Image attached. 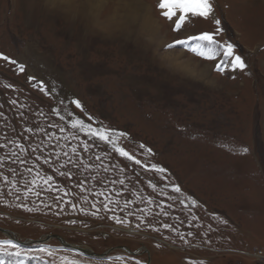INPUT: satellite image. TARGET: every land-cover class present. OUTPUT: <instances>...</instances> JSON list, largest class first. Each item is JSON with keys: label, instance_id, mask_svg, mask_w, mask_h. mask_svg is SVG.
<instances>
[{"label": "rangeland", "instance_id": "obj_1", "mask_svg": "<svg viewBox=\"0 0 264 264\" xmlns=\"http://www.w3.org/2000/svg\"><path fill=\"white\" fill-rule=\"evenodd\" d=\"M210 2L174 31L180 12L169 21L159 0H125L129 18H152L141 43L0 0V241L19 245H3L0 264H264V0ZM203 32L247 68L166 47ZM76 120L124 133L117 147L141 163Z\"/></svg>", "mask_w": 264, "mask_h": 264}, {"label": "snow or ice", "instance_id": "obj_2", "mask_svg": "<svg viewBox=\"0 0 264 264\" xmlns=\"http://www.w3.org/2000/svg\"><path fill=\"white\" fill-rule=\"evenodd\" d=\"M157 7L161 10V15L168 19L169 21H173L174 17H177V13L180 12L181 14L178 16V18L174 21V31H179L182 25L184 24L185 20L187 19L188 13H193L196 15H199L201 17H208L210 14L213 13V5L210 2V0H159V3ZM215 23L217 25L220 24V20L216 19ZM218 31H223V29H218ZM193 40L196 41L195 43L189 45L188 41ZM185 46L188 51L193 53L194 55L205 59V60H216L217 57L223 56V59H221L217 64L215 70L224 72L226 70L231 72H236L237 70H244L247 68V64L245 63V60L242 58V56L237 55L235 53V46L232 43H226L224 45H221L215 38L214 33L210 32H203L199 36L189 37L188 39H180L175 40L173 43H169L166 45L168 48H174L176 46ZM2 56V54H0ZM3 59L7 60L8 57H3ZM15 63V61H13ZM20 71L24 70V65L19 66ZM233 78H235L233 76ZM75 104L77 107L80 106L79 100L75 101ZM73 128H79L80 130H89V134L93 135L95 138H98L102 142H107L108 144L112 145V147L119 152V154L122 157H125L128 160H135V157L130 155L124 148L117 147V138L119 136L125 135L124 133H120L117 131L105 129V128H93L91 125H86L83 120H76L72 124ZM28 131H32V129H28ZM43 131V129H41ZM143 147V145H141ZM87 148V145H85V149ZM73 152L76 151L75 148L72 149ZM244 152H247V149H243ZM148 152H151V149H148ZM97 159H100L99 156H97ZM47 163V161H45ZM136 164H140V160H135ZM151 168L153 170L159 171V172H166V169H163L159 167L158 165H151ZM60 175H64V173H60ZM7 179V177H5ZM52 177H48V180L45 181V183H48ZM122 184L123 181H120ZM32 189H28V192H32ZM174 191L179 193L181 191L179 186H174ZM36 195H39V192L35 193ZM191 200L192 204H196L197 201L192 199L191 197L188 198ZM127 203V202H126ZM21 207H25L24 205H20ZM75 207V204L72 205ZM105 208H107V204L104 205ZM28 211H32V209H28ZM83 211V209H81ZM93 215H97L96 212L92 213ZM131 214V213H130ZM165 215L167 213H164ZM113 220L116 221L117 224H126V220H121L118 216H112ZM141 220H144L145 217L143 215L140 216ZM226 223V222H225ZM137 228L140 227L138 224L136 226ZM162 228L164 229H172V225L168 223H164L162 225ZM154 231H160V228H153ZM175 230V229H173ZM189 235H192V233H189ZM167 239V237H165ZM181 239H183V234H181ZM187 243V241H185ZM3 245H10L12 247H15L19 249V245H15L12 243L11 240L6 241H0V251H5V248ZM159 247V245H157ZM15 255H20V252L17 251L14 253ZM49 255H52L51 252H49ZM72 264H77V261H72ZM203 264V262H201Z\"/></svg>", "mask_w": 264, "mask_h": 264}, {"label": "clouds", "instance_id": "obj_3", "mask_svg": "<svg viewBox=\"0 0 264 264\" xmlns=\"http://www.w3.org/2000/svg\"><path fill=\"white\" fill-rule=\"evenodd\" d=\"M39 7L60 15L69 24L82 25L93 35H119L135 32L141 43H147L152 18L144 13L139 20L129 18L123 10L125 0H38ZM107 18V26L101 20Z\"/></svg>", "mask_w": 264, "mask_h": 264}, {"label": "water", "instance_id": "obj_4", "mask_svg": "<svg viewBox=\"0 0 264 264\" xmlns=\"http://www.w3.org/2000/svg\"><path fill=\"white\" fill-rule=\"evenodd\" d=\"M4 232L6 231V229H2ZM36 241H39V240H36ZM60 241L65 245L67 246L68 248H74V249H78V250H81L83 252H85L86 254L90 255V256H97V257H105L106 254L103 253V254H98V253H95V252H92L91 250L89 249H85L83 247H80V246H75L74 244L72 243H69L65 240H63L61 237H60ZM40 242V241H39ZM42 242V241H41ZM26 244V243H24ZM123 249L127 250L128 252H131L130 250L126 249L125 247H123ZM132 253V252H131Z\"/></svg>", "mask_w": 264, "mask_h": 264}, {"label": "bare ground", "instance_id": "obj_5", "mask_svg": "<svg viewBox=\"0 0 264 264\" xmlns=\"http://www.w3.org/2000/svg\"><path fill=\"white\" fill-rule=\"evenodd\" d=\"M128 1H133V0H128ZM139 1H143V0H139ZM18 3V0H17ZM33 4H30V6H28L26 9L32 8ZM22 10H25L24 8H22ZM67 247V246H66ZM85 253V252H84Z\"/></svg>", "mask_w": 264, "mask_h": 264}, {"label": "flooded vegetation", "instance_id": "obj_6", "mask_svg": "<svg viewBox=\"0 0 264 264\" xmlns=\"http://www.w3.org/2000/svg\"><path fill=\"white\" fill-rule=\"evenodd\" d=\"M132 253L131 254H134V252L133 251H131ZM259 264H261V263H259Z\"/></svg>", "mask_w": 264, "mask_h": 264}, {"label": "built area", "instance_id": "obj_7", "mask_svg": "<svg viewBox=\"0 0 264 264\" xmlns=\"http://www.w3.org/2000/svg\"><path fill=\"white\" fill-rule=\"evenodd\" d=\"M255 255H258V253H255Z\"/></svg>", "mask_w": 264, "mask_h": 264}]
</instances>
